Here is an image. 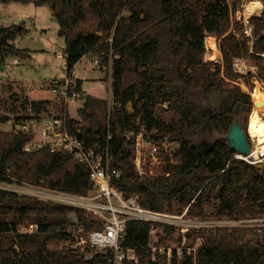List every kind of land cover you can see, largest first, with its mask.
<instances>
[{
    "label": "trees",
    "instance_id": "trees-1",
    "mask_svg": "<svg viewBox=\"0 0 264 264\" xmlns=\"http://www.w3.org/2000/svg\"><path fill=\"white\" fill-rule=\"evenodd\" d=\"M29 1L50 5L58 34L65 39L67 72L85 55L98 56L101 64L117 56L112 62V110L108 100L83 95L78 109L82 120L67 114L66 126L88 145H110L112 165L123 172L113 182L120 190L138 194L142 206L156 211L176 206L180 213L190 205L191 215L213 197L220 203V213L231 218L264 214V166L233 159L234 150L221 139L237 114L244 109L248 113L252 106L251 95L236 83L243 80L252 90L253 76L264 81V7L248 18L249 36L243 22L231 19L227 0ZM24 30L23 23L0 25V65L11 56L30 58L26 49L12 43ZM205 47L208 59L222 58V64L211 68L203 62ZM247 57L254 61L255 73L235 72L234 59ZM214 92L226 94L229 107L206 118L201 104ZM129 103L131 112L126 108ZM8 119L0 116V124ZM142 126L155 132L159 142L166 137L176 146L170 155L163 153V167L145 176L138 174L130 145L122 138L124 132H138ZM206 129L219 138L211 150L200 154L196 139ZM31 139L0 130V182L23 181L78 194L92 188L85 166L71 153H52L48 148L24 152ZM71 212L81 221L87 219L85 210L0 190V264H93L58 245L50 247L65 238ZM30 224L37 229L21 230ZM150 229L148 222L127 223L124 246L136 248L139 264H159L148 247ZM164 230L169 233L172 227ZM170 262L193 264V258L183 253L178 259L174 249ZM196 264H264V236L252 244L244 241L240 230L224 229L220 237L203 238Z\"/></svg>",
    "mask_w": 264,
    "mask_h": 264
},
{
    "label": "built area",
    "instance_id": "built-area-1",
    "mask_svg": "<svg viewBox=\"0 0 264 264\" xmlns=\"http://www.w3.org/2000/svg\"><path fill=\"white\" fill-rule=\"evenodd\" d=\"M245 32L251 36V28L249 33L247 29ZM115 58L116 55L110 57L108 64H101L98 56L92 57L93 65L109 78L110 96H112V62ZM15 63L18 61L15 60ZM233 70L243 75L250 72L245 58H235ZM78 79L75 69L67 72L65 65L62 76L48 83V88L55 94L54 100L39 106L42 100H33L23 95L12 101V108L6 116L9 117L7 122L13 132L32 136L31 141L24 146V152L48 148L52 153H71L75 160L85 166L92 188L86 194H78L23 181L0 182V184L6 186L20 182L23 185L17 186L12 192L85 210L87 217L85 221H81L76 212L70 213L71 224L64 230L65 238L57 243L59 248L83 256V261L93 264H139L136 248L124 246L129 221L151 223L148 247L152 254H164L171 258L173 252L171 248L165 252L162 247L155 245L154 238L160 232V228L164 230V226H170L172 231L177 230L185 235L191 227L201 225L190 217L188 213L190 205L180 213L156 211L142 206L138 194L126 195L113 183L123 176V172L112 165L113 154L110 145L107 144L104 148H99L98 145L91 146L68 132L67 106L82 97ZM108 101L110 106L112 100ZM167 105L168 102L163 104L164 107ZM157 136L145 126H142L138 132L126 131L122 135L124 143L130 145L132 164L140 176L154 174L156 169L166 164L163 153L170 155L176 148L174 144L168 143L166 137L159 142ZM249 137L250 135L248 136L251 146L249 154L235 153L233 159L255 166L260 165L264 161V150H260L254 139ZM36 229V224L21 228L24 232H33ZM202 243L196 247L184 248L186 255L192 256L193 264H196V252Z\"/></svg>",
    "mask_w": 264,
    "mask_h": 264
},
{
    "label": "rangeland",
    "instance_id": "rangeland-1",
    "mask_svg": "<svg viewBox=\"0 0 264 264\" xmlns=\"http://www.w3.org/2000/svg\"><path fill=\"white\" fill-rule=\"evenodd\" d=\"M245 1L247 0H227L232 10L231 19L233 22L239 21L237 13L243 7ZM239 22H243V18ZM19 23L24 24L25 30L22 35L17 36L13 40V44L17 48L26 49L32 58H30V60L13 56L7 58L5 64L0 65V67H5V69H0V75L4 77L8 76L10 79L16 80L17 82L24 84L26 88L30 86L27 90L30 91V98L33 100H54L55 94L45 85L44 79L52 74H59L60 71H63L59 67L57 68L58 62L60 61L57 56L60 53L62 54V50L65 47V39L58 34V23L52 15L50 5H36L33 1L29 0H10L8 2H0V25L9 26ZM243 26L244 33H246V29L251 28L248 23L243 22ZM214 38L218 44V40L216 37ZM250 44H252L251 40ZM209 55L210 51L205 47L203 62L210 64L211 68L215 65L222 64V58H220L219 61H211L208 59ZM15 58L20 60L19 65L14 64L13 61ZM245 60L248 66V71L252 72L251 74H254L256 71L254 61L248 57L245 58ZM86 63L88 64V67L84 69ZM262 64L264 65V57ZM76 74L79 79H82L83 89L87 95L112 100V96L109 94V79L107 78V74H104L101 70L96 68L92 61L86 62V60L82 59L76 66ZM236 84L241 90L251 95L252 106L248 112L250 114L254 110V101L256 99L255 95L257 91H264V81L253 76L250 80L252 90H250L243 80L238 81ZM244 86L246 89L243 88ZM10 89L16 90V88L11 85V82L8 80L2 81V79H0V116H6L12 108L11 104L12 101H14L15 96L10 94ZM83 101L84 96H82L80 100L68 104V113L72 118L82 120L79 116L78 109L82 107ZM160 106L163 109L165 108L163 104ZM112 107L113 101H111L109 107L110 111L112 110ZM228 107L229 102L226 94L219 92H214L211 97L201 104L202 112L206 118H209L217 111H226ZM126 108L131 112V103H129ZM158 110L162 111L160 107ZM248 113L245 109L239 112L236 116L237 121L243 122L246 116L249 117ZM247 127L248 123L245 127L246 132ZM0 130L12 131L13 129H11L8 122H5L0 124ZM218 138L219 136L215 132L206 129L197 137V147L205 148L208 143L214 142ZM256 166L263 167L264 161ZM19 185L23 184L20 182L6 186L0 184V189L13 191ZM219 204L218 200L210 197V200L206 201L201 209H195L194 214H189L190 217L201 226L191 227L185 235L177 230L168 233L160 228V232L154 238L155 245L162 247L165 252L168 248H171L172 250L175 249L177 251L178 259H180L182 258L183 253L186 252V249L184 248L196 247L203 242L202 238L208 236L220 237L223 235L224 229L228 230V232L234 229L240 230L244 233V241L251 242L252 244H256L264 236V214H252L247 215V217L242 219H235L229 217L226 213L221 214ZM176 209V206H174L171 208V211L168 212L177 213ZM56 245L57 243H52L50 244V247ZM152 258L157 260L159 264L171 263L170 257L164 254H152Z\"/></svg>",
    "mask_w": 264,
    "mask_h": 264
},
{
    "label": "bare ground",
    "instance_id": "bare-ground-1",
    "mask_svg": "<svg viewBox=\"0 0 264 264\" xmlns=\"http://www.w3.org/2000/svg\"><path fill=\"white\" fill-rule=\"evenodd\" d=\"M263 7V0H247L237 14L246 21L252 14H260ZM247 32H250V28ZM243 88L246 89L245 86ZM255 96L254 110L249 114L247 132L257 143V147L264 150V91H257Z\"/></svg>",
    "mask_w": 264,
    "mask_h": 264
},
{
    "label": "crops",
    "instance_id": "crops-1",
    "mask_svg": "<svg viewBox=\"0 0 264 264\" xmlns=\"http://www.w3.org/2000/svg\"><path fill=\"white\" fill-rule=\"evenodd\" d=\"M262 10H263V8L261 9V12H262ZM261 12H260V13H261ZM237 17H238L239 21L242 19L239 15H237ZM243 22H244V23H247V20H246V21L243 20ZM58 30H59V25H58ZM12 43H13V41H12ZM92 57H93L92 55H85V56H83V57L79 60V62L75 65V67H74L75 72H76V66L81 62L82 59H83V60H86V62H89V61H92ZM30 58H32V57L30 56ZM30 58H27V59H25V60H30ZM57 58L60 59V61L58 62V66H57V68L59 67V68L62 69L63 71H60L59 74H52V75L46 77V78L44 79V83H45V85H46L47 87H48V83H49L51 80H53V79H57V78H60V77L62 76L63 72L65 71V65H66V62H65V57H64V49L62 50V54H61V53L58 54ZM15 60H17L18 63H15ZM15 60L13 61L14 64L19 65V64H20V60H19L18 58H17V59L15 58ZM87 67H88V64L86 63L85 66H84V69H86ZM0 69H5V67L1 66ZM103 73H104V72H103ZM104 74H105V73H104ZM108 77H109V76H108ZM0 79H2V81H4V80L7 81V80H8L9 82H11V85L14 86V87L16 88V90H12V89H10V91H9L11 95H14V96H15V98H20V97L23 96V95H27V96L30 98V91L27 90V89L30 88V86H28V88H26L24 84H21V83L17 82L16 80H12V79H10L8 76L4 77V76L0 75ZM108 79H109V78H108ZM79 83H80V88H81V94H82V96H83V95H87V94L85 93L84 89H83V82H82V79H79ZM31 99H32V98H31ZM39 100H45V99H39ZM46 100H52V99H46Z\"/></svg>",
    "mask_w": 264,
    "mask_h": 264
},
{
    "label": "water",
    "instance_id": "water-1",
    "mask_svg": "<svg viewBox=\"0 0 264 264\" xmlns=\"http://www.w3.org/2000/svg\"><path fill=\"white\" fill-rule=\"evenodd\" d=\"M214 94V93H213ZM249 117L246 116L243 122L235 121L233 122L228 134L223 136L221 139L226 142L235 153H240L242 155H248L250 152V142L248 140V135L245 127L247 126ZM214 142L208 143L207 146L200 147L199 153L202 154L211 150Z\"/></svg>",
    "mask_w": 264,
    "mask_h": 264
},
{
    "label": "flooded vegetation",
    "instance_id": "flooded-vegetation-1",
    "mask_svg": "<svg viewBox=\"0 0 264 264\" xmlns=\"http://www.w3.org/2000/svg\"><path fill=\"white\" fill-rule=\"evenodd\" d=\"M249 126V125H248Z\"/></svg>",
    "mask_w": 264,
    "mask_h": 264
}]
</instances>
